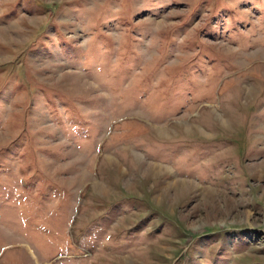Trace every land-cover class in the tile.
Returning a JSON list of instances; mask_svg holds the SVG:
<instances>
[{"label": "rangeland", "instance_id": "374dc122", "mask_svg": "<svg viewBox=\"0 0 264 264\" xmlns=\"http://www.w3.org/2000/svg\"><path fill=\"white\" fill-rule=\"evenodd\" d=\"M0 264H264V0H0Z\"/></svg>", "mask_w": 264, "mask_h": 264}]
</instances>
